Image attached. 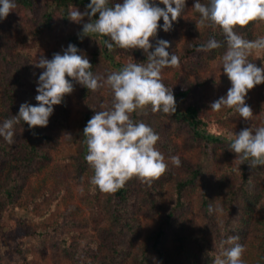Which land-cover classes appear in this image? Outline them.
<instances>
[{"label": "trees", "instance_id": "1", "mask_svg": "<svg viewBox=\"0 0 264 264\" xmlns=\"http://www.w3.org/2000/svg\"><path fill=\"white\" fill-rule=\"evenodd\" d=\"M15 2L16 8L0 19V124L18 114L22 103H38L37 81L44 69L35 63L41 56L51 59L70 43L78 47L79 55L87 56L101 83L109 72L129 62L146 63L142 49L114 45L109 50V37L78 36L82 24L71 21L68 11L83 12L90 0ZM117 2L122 0H109V6ZM194 2L186 0L172 30L159 27L157 36L150 38L153 44L157 39L169 41L167 50L179 58L178 67L161 71L162 82L173 90L176 112L152 113L147 106L131 114L135 122H144L159 135L155 147L168 164L151 186L133 177L115 193H104L90 184L94 170L84 159L82 131L95 111L111 107L113 94L107 85L93 92L72 81L74 91L54 106L46 127L30 129L21 121L13 126L14 143L0 137V230L5 232L9 221L26 212L30 220H15L8 235L32 240L23 249L17 242L16 256L8 264H213L223 250L221 241L229 236H237V243L244 245V264H264V166L252 169L241 164L225 140L251 124L234 109H210L232 86L222 68L227 44L219 27L199 23ZM235 31L255 40L264 36V21H251ZM210 37L221 47L197 51ZM37 45L41 48L33 53ZM248 60L264 67V51H254ZM184 99L190 101L181 108ZM245 103L253 110L252 123L264 127V83L248 91ZM65 143L74 149L70 161L51 171L50 185L34 186L32 178L54 165ZM172 156L180 158L179 167L171 164ZM73 182L79 184L76 195L87 213L77 204L59 209V202L73 195ZM209 204L222 211L210 215ZM49 216L53 217L43 220ZM89 231L95 236L81 243ZM79 243L92 257L90 263L75 256Z\"/></svg>", "mask_w": 264, "mask_h": 264}, {"label": "clouds", "instance_id": "2", "mask_svg": "<svg viewBox=\"0 0 264 264\" xmlns=\"http://www.w3.org/2000/svg\"><path fill=\"white\" fill-rule=\"evenodd\" d=\"M185 7L186 0H159V3L122 0L113 6H109V0H90L83 12L70 8L67 17L82 24L78 33L81 39L99 34L109 37L110 42H106L109 50L114 45L120 49H142L147 56L146 63L129 62L119 71L109 72L101 83V78L91 71L92 63L87 56L78 54L80 50L75 44L70 43L62 52L54 53L51 59L41 56L35 63L36 67L44 69L37 81L35 99L38 103H22L18 114L0 124V137L9 144L14 143L13 126L21 121L30 129L46 127L54 106L63 102L65 94L74 91L72 81L93 92L107 85L113 94L111 107L103 109L102 106L103 110L95 111L82 131L87 145L84 159L94 170L90 184L104 193H115L133 177L151 186L168 170V164L155 147L159 135L144 122H135L131 114L138 109L143 111L147 106H151L152 113L176 112L173 90L162 82L161 71L165 67H178L179 58L167 50L169 41L157 39L153 44L150 38L157 36L159 27L165 32L172 30L173 22L178 20ZM192 7L200 14L199 23L219 27L227 44L222 68L232 86L226 96L211 103L210 109H234L246 124H251L225 140L241 164L246 162L252 169L264 166V127L252 123L253 110L245 103L248 91L264 83V67L248 60L254 51H264V36L247 40L235 31L238 26L243 28L251 21H264V0H208L207 4L195 0ZM15 8V0H0V19H6ZM161 18L162 25L159 24ZM220 47L221 43L210 37L197 51ZM171 164L179 167L180 158L172 156ZM207 210L210 215L222 211L212 204ZM238 239L229 236L221 241L223 250L214 257L213 264H244L245 247L237 243ZM225 244L231 247L224 248Z\"/></svg>", "mask_w": 264, "mask_h": 264}, {"label": "rangeland", "instance_id": "3", "mask_svg": "<svg viewBox=\"0 0 264 264\" xmlns=\"http://www.w3.org/2000/svg\"><path fill=\"white\" fill-rule=\"evenodd\" d=\"M41 48L40 45L35 46L34 48H32V52H36L37 50H39ZM189 99H184L180 102V107L181 108H186L188 103H189ZM74 149L72 148V146L70 145H66L63 144L60 146V148L57 151L56 154V161L54 163L53 166H50L48 169H46L43 173L38 174L36 176H34L32 178L33 180V185L38 187L42 184H48L50 185L52 183L53 178H51L50 173L53 169H63L65 167V165L70 161L71 156L73 154ZM73 189H74V193L72 196L70 197H65L63 200H61L59 202V209L60 210H64L66 207L73 205V204H77L82 208V211L87 213L88 209L86 207V205L81 202L76 195V187L79 185L78 182H73ZM56 214H54L55 216ZM53 216H49L46 219L43 220H50ZM15 220L18 221H23V220H30V218L28 217L26 212H21L19 216L14 217V219L12 221H9L8 225L5 227V229H7L5 232L0 230V264H8V262L14 257L16 256V254H13L14 252L17 253V249H14L13 246L17 245V242H19V245H21V247L19 248H24L26 245H30L32 243L31 239L28 238H24V239H18L15 240V236H10L8 235L10 233V226L13 225L15 226L16 223L14 222ZM15 231V230H13ZM95 236V232L94 231H89L88 236L85 237L84 239H81L80 242H84L88 239H90V237ZM70 239V237H69ZM79 243L78 245H76L73 249L74 254L76 257H80L82 258L84 263H90L92 260V257H89L86 255L82 244ZM78 256H77V255Z\"/></svg>", "mask_w": 264, "mask_h": 264}]
</instances>
